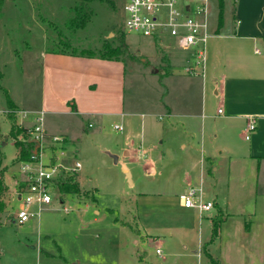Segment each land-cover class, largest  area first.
<instances>
[{
	"label": "rangeland",
	"instance_id": "obj_1",
	"mask_svg": "<svg viewBox=\"0 0 264 264\" xmlns=\"http://www.w3.org/2000/svg\"><path fill=\"white\" fill-rule=\"evenodd\" d=\"M76 1L0 0V71L3 74L0 149L7 175L16 179L19 165H13L17 149L9 136L8 97L18 107L14 112L15 122L24 121L28 129L40 112L44 113L45 128L58 134L76 137L83 124L92 123L83 135L84 154H78L75 159L81 163L78 170L81 186L95 188L96 201L85 202L67 194L60 204L56 197L50 209L43 210L26 224L7 221L9 211H4L0 216V264H77V261L81 264H181L182 252L194 254L198 240L209 239L211 222L206 216L215 208L199 218L195 210L180 206L181 189L196 184L200 177L205 198L214 200L224 212H234L254 197L262 200L264 212V161L259 164L253 161L247 166L241 163L237 155L246 152L250 139H244V128L230 119L228 140V128L216 112L218 105L208 79L202 93L200 77H186L183 66L172 68L171 74L166 75L154 71L152 63L156 52H161L159 46L168 44L172 54H190L189 48L176 45L175 37L166 32L153 37L126 29L122 9L125 0H112L111 4L92 0L93 12L87 23L69 28L66 21L74 13ZM180 1L177 0V6ZM218 1H207V22L209 26L215 25L221 8L220 30L228 27L230 31L234 23L232 0H222L220 5ZM117 28L123 31L127 47L121 63L115 65L120 71L118 89L116 82L112 88L98 73L82 82L83 89L77 88L73 94L66 84L60 87L54 78L46 75L49 69L44 57L46 50L70 46L98 49L106 38L115 42ZM248 46L249 58L258 56L253 52L255 47L259 52L263 50L261 41ZM187 79L191 111L195 115L189 118L188 126L205 158L193 162L191 158L192 163L182 175L184 162L176 142L186 130L182 122L187 120L179 115L165 116V105L179 110L178 85ZM68 92L73 94L69 106L74 97L91 95L92 101L86 105L88 115H68L61 111L62 106L54 99ZM20 111H25L31 122L24 120ZM120 111L126 115L120 116ZM114 124L121 125L122 131L115 132ZM173 139L174 146L170 142ZM229 142L241 150H224ZM72 145L69 150H74ZM138 147L147 153V160L134 156L132 151ZM121 161L131 172L132 186ZM144 165L147 169L153 167V173L146 174ZM82 193L89 197L93 189H84ZM10 208L15 212L17 204ZM258 219L256 215L254 220ZM144 233L157 236L161 243L147 236L143 240L140 236ZM156 247L161 251L159 255ZM187 264L199 262L191 255Z\"/></svg>",
	"mask_w": 264,
	"mask_h": 264
},
{
	"label": "crops",
	"instance_id": "obj_2",
	"mask_svg": "<svg viewBox=\"0 0 264 264\" xmlns=\"http://www.w3.org/2000/svg\"><path fill=\"white\" fill-rule=\"evenodd\" d=\"M218 2L220 5L222 0H219ZM231 6L234 23L232 24L230 31H228V27H225L226 30L224 31L220 30L222 23L220 13L221 8L217 13L215 25L209 26V23L207 22L209 36L206 43L203 75L199 73L194 75L183 73V75L186 77H200V90L202 93L205 88L204 86L207 85L208 79L210 91L213 93L215 102L218 105L217 109H220L219 115H221L219 117L222 119L221 121L223 126L228 128H226L228 130V140L231 137V131L229 130L230 127L228 126V123L230 124V122H228L230 119H234V121L241 124V127H243L245 131L247 123L246 116H252L254 118L255 128L250 132L252 134L251 138L249 135L250 145L247 146L246 152H242L237 155V157L242 161L241 163L246 164L247 166L248 163L253 161H257V164L264 161V0H232ZM258 41L262 42L263 50L259 52V50L255 47L253 52H255L254 54H258V56L255 55L256 57L249 58V51L247 50V48H249L248 45ZM168 48V44H163L162 46H159L161 52H156L155 62L152 63L153 69L156 73H161L163 75L171 74V69L183 66L186 63L188 56L191 54H186L184 52L172 54ZM44 57L46 58L47 64H49V69L46 75H49L51 79L54 78L55 82L60 84V87L61 84H66L68 86V90H72L73 94H75L74 91H76L77 88L83 89V87L80 86L82 82H86L85 80H88V78L93 75H98V73H101L103 78L105 77V80H107L110 87L113 88L114 82H116L115 87L116 89L119 88L120 79L118 73L120 71L118 66L115 65L121 63L120 59L70 54L49 49L45 51ZM144 61L148 62V59L144 58ZM194 68L195 71H199V67L196 66ZM189 86L190 81L188 79L178 85L180 93V108L178 111L169 104L165 105V116L174 117L179 115L187 120L182 122V125L186 130H184V133L182 131V135L178 136V140L176 142L177 147L180 150L181 160L184 162V168L182 170L187 168V165H190L193 161H197L200 157L203 158L201 149L194 141V134L191 132L190 126H188V120H190L189 118L195 116L191 111V96L189 97L188 95L190 91ZM70 92L65 94L63 97H57L58 99H54V101L57 102V105L60 104L62 106L61 111L68 115H88L89 113L87 112L89 109L86 108V105L90 100L92 101V99H90L91 95L90 97L86 95L83 97L80 95L78 97H74V101L70 102L69 106L68 101L73 95H69ZM15 105L17 106L16 103ZM51 105L54 106V104ZM119 115L123 116L126 114L120 111ZM200 116L202 118L204 115L202 114ZM160 117L161 116H158L159 119ZM23 119L31 122L28 119V116ZM23 123L24 121L19 125H23L25 127ZM33 123L31 122V124ZM91 126L92 123L90 122H88L87 125L83 124L81 133L79 130V134L76 137L66 133L58 134L50 132L47 128H45L48 135H60L64 137V141L61 146H54L48 142V145L51 146L60 162L65 165H71L75 162V158L78 154H84L85 147L82 139L83 135H86L84 133ZM160 141L161 139L159 142ZM173 141L174 139L170 140L171 143ZM71 143L73 144L72 146L74 150L68 149ZM2 144H6V142L3 141ZM230 144L231 143L229 142L228 146L225 145L223 149L241 150L235 145ZM132 152L138 159L147 160V153L140 147ZM124 155H129V152H124ZM191 158H193L192 162ZM14 164L19 165V162L14 161L13 165ZM120 165L124 170L125 177L130 178V186H132L133 182L131 172L122 161ZM3 167L4 182L8 187L6 202L9 204H7V208L5 210L9 211L7 221L15 223L13 218L14 212L10 207H13L14 203L18 204L15 196V190L16 181L19 178V171L17 170L16 172V179H10V176L7 175L8 168L5 166ZM78 170L74 176L80 192L67 194L74 195L79 200H83L85 202H95L96 189L93 187L87 189L81 186V174ZM143 170L147 172L146 174L153 173V167L151 166L147 169L146 165H144ZM186 170L188 169H185L182 172V175ZM214 170L215 168L211 166V171ZM126 174L128 176H126ZM84 189L86 191L93 189V194L91 196L89 195V197L86 196L85 193H82V190ZM67 194L64 196H61L60 192L55 194L52 203L45 210L51 208L56 197V199H58L57 201L60 204H63V199ZM261 201L262 200H259L258 197H254L253 201H250L249 204L246 205H240L234 210V212H224V209L217 206L213 200L215 208L213 207V212L209 216H206L211 222L209 239L201 242L198 240L197 249L194 250V254L182 252L180 254V257H182L180 263L187 264V258L193 255L199 264H264V212ZM256 215H259L260 221L259 219L258 221L254 220L256 219ZM214 218L219 222L215 232H212V220ZM31 221L33 220L31 219ZM28 222H30V220L23 224ZM146 236L151 237L157 244L161 243V241L159 242L157 236L152 234L144 233L140 237L144 240ZM185 258L186 260H184ZM77 264H81V261H77Z\"/></svg>",
	"mask_w": 264,
	"mask_h": 264
},
{
	"label": "built area",
	"instance_id": "obj_3",
	"mask_svg": "<svg viewBox=\"0 0 264 264\" xmlns=\"http://www.w3.org/2000/svg\"><path fill=\"white\" fill-rule=\"evenodd\" d=\"M207 1L184 0L177 6V0H125L122 5L123 25L143 35L155 37L166 32L175 37L176 44L181 48L191 49L190 57L183 65V72L188 75H203L206 43L209 36L207 26ZM191 59V61H190ZM190 61V62H189ZM199 67L195 71L194 67ZM22 112V117L27 113ZM220 112V109H217ZM244 138H249L255 128L252 116H246ZM113 130L121 131L120 125L114 124ZM27 139L34 144L33 152L28 160L19 161V178L16 181L15 196L18 202L14 212V221L23 224L37 218L53 201L59 192V185L80 168L79 161L71 165L60 162L48 142L61 146L64 137L48 135L44 127V113L34 116V123L27 131ZM182 207L195 210L198 217L207 214L213 207V200L204 196L202 178L194 185L184 187L178 194ZM156 254H160L158 248Z\"/></svg>",
	"mask_w": 264,
	"mask_h": 264
},
{
	"label": "trees",
	"instance_id": "obj_4",
	"mask_svg": "<svg viewBox=\"0 0 264 264\" xmlns=\"http://www.w3.org/2000/svg\"><path fill=\"white\" fill-rule=\"evenodd\" d=\"M91 1L92 0H77L75 2L73 5L74 13L70 15L66 21V24L69 28L82 27L87 23L93 12ZM104 1H107L110 4L112 3V0ZM117 30L119 34L117 35L116 40L114 39L115 42H112L111 39L106 38L98 49H94L92 47L78 48L77 46H70V48L63 47L58 51L70 54L120 59L121 61L123 55L127 52V47L124 42L123 31L119 28H117ZM2 77L3 74L0 71V80ZM7 107V117L11 121L9 136L13 139L14 145L17 149V156L14 161L19 162L28 160L34 148L33 142L27 139L28 128L15 122L14 112H16L18 109L15 103L9 97L7 99ZM2 159L3 155L0 149V216L7 208L6 195L8 193V187L4 182V167L2 166ZM59 192L61 196H64L67 193L80 192L74 175L70 176L67 181L59 185ZM218 222L219 221L215 218L212 220V232H215L216 228L218 227Z\"/></svg>",
	"mask_w": 264,
	"mask_h": 264
},
{
	"label": "water",
	"instance_id": "obj_5",
	"mask_svg": "<svg viewBox=\"0 0 264 264\" xmlns=\"http://www.w3.org/2000/svg\"><path fill=\"white\" fill-rule=\"evenodd\" d=\"M184 3H186V0H184ZM126 176H128V175L126 174Z\"/></svg>",
	"mask_w": 264,
	"mask_h": 264
}]
</instances>
